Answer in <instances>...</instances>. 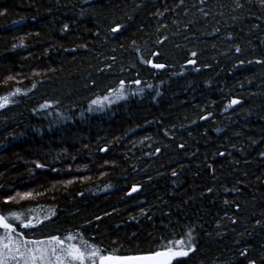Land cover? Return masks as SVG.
<instances>
[{
	"label": "trees",
	"instance_id": "trees-1",
	"mask_svg": "<svg viewBox=\"0 0 264 264\" xmlns=\"http://www.w3.org/2000/svg\"><path fill=\"white\" fill-rule=\"evenodd\" d=\"M5 97L0 213H54L26 238L264 264V0H0Z\"/></svg>",
	"mask_w": 264,
	"mask_h": 264
},
{
	"label": "snow or ice",
	"instance_id": "snow-or-ice-1",
	"mask_svg": "<svg viewBox=\"0 0 264 264\" xmlns=\"http://www.w3.org/2000/svg\"><path fill=\"white\" fill-rule=\"evenodd\" d=\"M118 31V29H113ZM237 51H240L237 48ZM195 55V53H193ZM154 68H163V64H153ZM137 83H139L137 81ZM123 87V82H121ZM240 101L233 100L232 104ZM7 103V97L0 101V108ZM96 103V101H93ZM136 189L134 188L133 191ZM19 196L20 194L17 193ZM32 193H26L22 198L31 197ZM15 199V197H13ZM7 203V201H6ZM35 211V210H30ZM54 213L43 216H32L25 220L24 214L10 212L5 215L0 213V264H172L176 257H186L195 251L191 239L185 244L184 240L175 241L179 247L165 246L163 251H157L152 255L117 256L113 253H105L103 249L81 240L75 243L77 237L69 234L65 237L50 236L47 239H29L19 231L15 221L22 228H35L51 218ZM189 233V237H190ZM170 244L172 242H169Z\"/></svg>",
	"mask_w": 264,
	"mask_h": 264
},
{
	"label": "water",
	"instance_id": "water-1",
	"mask_svg": "<svg viewBox=\"0 0 264 264\" xmlns=\"http://www.w3.org/2000/svg\"><path fill=\"white\" fill-rule=\"evenodd\" d=\"M152 255V254H151ZM172 264H174V259H173V261H172Z\"/></svg>",
	"mask_w": 264,
	"mask_h": 264
}]
</instances>
